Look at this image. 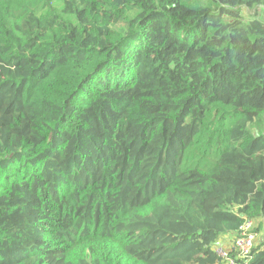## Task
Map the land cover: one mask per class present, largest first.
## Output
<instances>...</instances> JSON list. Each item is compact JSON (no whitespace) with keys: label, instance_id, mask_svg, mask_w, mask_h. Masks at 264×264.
I'll return each instance as SVG.
<instances>
[{"label":"trees","instance_id":"1","mask_svg":"<svg viewBox=\"0 0 264 264\" xmlns=\"http://www.w3.org/2000/svg\"><path fill=\"white\" fill-rule=\"evenodd\" d=\"M245 220L264 0H0V264H227Z\"/></svg>","mask_w":264,"mask_h":264},{"label":"built area","instance_id":"2","mask_svg":"<svg viewBox=\"0 0 264 264\" xmlns=\"http://www.w3.org/2000/svg\"><path fill=\"white\" fill-rule=\"evenodd\" d=\"M256 220H245L233 240H227L214 247L218 257L227 264H237V256L249 255L258 241L255 232Z\"/></svg>","mask_w":264,"mask_h":264},{"label":"rangeland","instance_id":"3","mask_svg":"<svg viewBox=\"0 0 264 264\" xmlns=\"http://www.w3.org/2000/svg\"><path fill=\"white\" fill-rule=\"evenodd\" d=\"M259 227H260V229H259ZM255 232H256V234L258 236V241H260V240H262L264 238V220L255 221ZM225 236L227 237L226 239H231L232 238L231 234H228V235H225ZM223 239L221 240L222 242H223Z\"/></svg>","mask_w":264,"mask_h":264},{"label":"crops","instance_id":"4","mask_svg":"<svg viewBox=\"0 0 264 264\" xmlns=\"http://www.w3.org/2000/svg\"><path fill=\"white\" fill-rule=\"evenodd\" d=\"M231 235H232V238H231V239H226L227 237L224 236L223 242H224V241H227V240H233V238L235 237V235H234V234H231Z\"/></svg>","mask_w":264,"mask_h":264}]
</instances>
